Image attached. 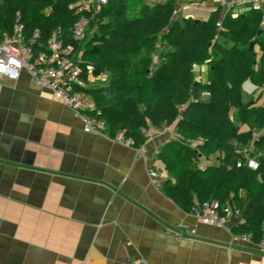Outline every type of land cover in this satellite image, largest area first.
Listing matches in <instances>:
<instances>
[{
  "label": "trees",
  "instance_id": "trees-1",
  "mask_svg": "<svg viewBox=\"0 0 264 264\" xmlns=\"http://www.w3.org/2000/svg\"><path fill=\"white\" fill-rule=\"evenodd\" d=\"M83 1L0 0V40L11 36L18 23L24 44L38 32L32 56L49 54L44 45L57 29L85 83L74 89L94 102L86 113L101 119L109 136L122 132L133 147L146 140L141 127L174 124L177 137L160 152L167 174L162 192L190 212L209 199L238 207L243 221L230 231L257 241L264 231V135L254 138L250 128H263L264 106L246 107L241 85L246 80L264 85V11L232 16L218 7L206 20L188 17L170 25V0L143 4L132 17L128 0H106L96 11L82 9ZM83 17L91 32L82 44L71 28ZM158 46L162 63L146 70ZM205 60L211 78L194 84L189 66ZM90 76L105 82L89 87ZM231 109L250 124L248 130L234 124ZM174 143L180 145L177 150ZM251 143L255 170L244 157ZM212 154H217L216 164L198 165V157Z\"/></svg>",
  "mask_w": 264,
  "mask_h": 264
},
{
  "label": "crops",
  "instance_id": "crops-1",
  "mask_svg": "<svg viewBox=\"0 0 264 264\" xmlns=\"http://www.w3.org/2000/svg\"><path fill=\"white\" fill-rule=\"evenodd\" d=\"M170 1L180 22L252 9L250 0ZM147 129L139 147L86 132L27 71L1 79L0 264H264L256 241L230 232L233 216L204 223L150 182L149 165L165 181L160 152L177 136L174 124ZM201 157V167L217 163Z\"/></svg>",
  "mask_w": 264,
  "mask_h": 264
},
{
  "label": "built area",
  "instance_id": "built-area-1",
  "mask_svg": "<svg viewBox=\"0 0 264 264\" xmlns=\"http://www.w3.org/2000/svg\"><path fill=\"white\" fill-rule=\"evenodd\" d=\"M250 1L253 10H261L259 0ZM105 2L106 0H84L81 8L96 11ZM88 25V19L85 17L81 18L71 28L73 36L77 39H82L85 36ZM37 35L38 32L35 31L29 39V44H24L20 33V25L16 23L14 25V33L0 40V80L3 78L16 80L23 70L27 71L37 85L50 88L56 99L78 113L83 122L84 131L98 132L109 136L105 130L104 122L101 119L92 118L86 113L87 110L94 108L92 98L85 92L74 89L75 87H84L85 83L79 76V70L76 69L74 63L68 57L70 49L63 47V39L58 34V30L56 29L51 33V36L44 45L49 54L40 52L36 56H32V46L37 42ZM140 131L146 138L148 137L147 128L141 127ZM110 137L118 142L130 145L129 139L124 138L122 132H118ZM253 150L254 146L250 151L244 153V157L247 167L255 170L258 167V163L255 156L251 154ZM261 150L264 152V143L261 146ZM147 175L150 182L156 187L162 185L163 180L160 178V173L156 166L149 165L147 167ZM193 214L204 223L219 224L226 216H233L235 223L243 221L241 209L231 206L229 203L220 205L215 199H209L197 205ZM232 235L237 236L243 241H251L250 236L245 233H232ZM256 242L264 252V231ZM131 264L150 263L145 259H137Z\"/></svg>",
  "mask_w": 264,
  "mask_h": 264
},
{
  "label": "rangeland",
  "instance_id": "rangeland-1",
  "mask_svg": "<svg viewBox=\"0 0 264 264\" xmlns=\"http://www.w3.org/2000/svg\"><path fill=\"white\" fill-rule=\"evenodd\" d=\"M128 4H129L128 15L130 17H132V16L138 14L139 8L143 4V0H128ZM88 28H89V25L86 28L85 36L82 38V44L85 41V39L89 36V33L91 32V29H88ZM221 41H222V39H220V42ZM158 51H160V46H158L157 50L152 54L151 61L149 63L148 69H146V70H155L162 63V60L159 57L158 58L156 57V54L158 55ZM211 52L212 51H210V53ZM255 52H256V60H257V58L259 57V52L257 50H255ZM260 63H262V62L260 61ZM253 67L256 68V65H253ZM189 69L192 70V74H193L192 79L194 81V84L196 82L204 83L207 81V79L211 78V76H209V68H208V61L207 60L202 61L201 63H192V64H190ZM89 79L90 80L87 83V86H89V87L101 85L105 82L104 77H101V76H99L97 78L90 76ZM241 101L243 104L247 103V104H245L246 107L250 106V105H256L259 108H262L264 106V85L261 87H256L251 81H249V80L244 81L241 85ZM140 107H142L141 104H140ZM229 114H230L234 124L238 128H240L241 130H248L250 128V124L242 123L237 119L236 113L233 109L230 110ZM250 130H251L252 136L254 138H257L261 135H264V126L261 129L256 128L255 126H252L250 128ZM179 146H180L179 144L174 143L173 149L177 150V148H179ZM252 147H253L252 143L248 144L247 147L244 148V151L245 150L250 151V149ZM198 162H199L198 165L201 167L205 164V162L207 163V160H204V158H202V157H198Z\"/></svg>",
  "mask_w": 264,
  "mask_h": 264
},
{
  "label": "water",
  "instance_id": "water-1",
  "mask_svg": "<svg viewBox=\"0 0 264 264\" xmlns=\"http://www.w3.org/2000/svg\"><path fill=\"white\" fill-rule=\"evenodd\" d=\"M175 21V19H172L170 22V25ZM253 45V43L251 44V46Z\"/></svg>",
  "mask_w": 264,
  "mask_h": 264
}]
</instances>
